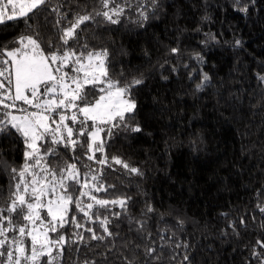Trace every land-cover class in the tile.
Wrapping results in <instances>:
<instances>
[{
    "label": "trees",
    "instance_id": "1",
    "mask_svg": "<svg viewBox=\"0 0 264 264\" xmlns=\"http://www.w3.org/2000/svg\"><path fill=\"white\" fill-rule=\"evenodd\" d=\"M246 3L248 0L239 4L235 0H158L155 15L143 26L135 23L138 13L132 9L125 10L119 24L97 17V23L81 26L85 31L80 35L90 48H108L114 79L121 72L129 80L143 74L144 85L133 92L136 119L143 131H117L107 138L105 150L110 161L118 156L139 168L143 176L129 175L120 165L109 168L88 161L81 148L72 152L60 146V159L50 157L49 161L58 165L79 157L76 162L81 171H86L84 164L100 168L105 186L115 185L95 195L103 199L131 196L129 215L136 219H144L145 201L151 202L156 213L147 219L145 231L152 233L147 241L139 238L138 225L130 224L124 215L112 218L110 225L119 235L104 241L90 240V233L66 226L64 234L81 231L87 245L80 243L78 252L77 245L66 246L62 264H80L83 259L125 264L124 257L134 255L138 264H145L149 259L142 251L146 244L155 246L157 254L162 249L157 264H180L184 254L190 256V264H259L252 250L255 245L264 255L256 244L258 239L264 241V213L257 207L264 206V81L258 78V74L264 75V0H256L247 13L239 11ZM57 6L68 13V20L75 12L100 8L99 0H49L27 21L0 25V46H14L11 41L22 34L32 35L33 29L45 51L49 40L58 45L59 16L53 11ZM66 24L61 20L59 27ZM237 39L240 46L235 44ZM174 47H179L178 55L169 53ZM197 53L204 57L203 62L195 59ZM173 66L177 71L171 70ZM203 73L210 76V84L197 91ZM97 94L95 90L89 93ZM24 150L14 130L0 135V158L11 166L22 164ZM96 156L101 158L99 153ZM10 183L8 172L0 168V206L7 199ZM100 213L108 215L103 209ZM69 215L82 221V214L75 210ZM240 216L245 217L247 227L237 225V236L228 222L238 221ZM85 227L103 234L96 223ZM176 243L188 247L175 248ZM136 244L141 248H135ZM173 255L175 261L170 259Z\"/></svg>",
    "mask_w": 264,
    "mask_h": 264
},
{
    "label": "snow or ice",
    "instance_id": "2",
    "mask_svg": "<svg viewBox=\"0 0 264 264\" xmlns=\"http://www.w3.org/2000/svg\"><path fill=\"white\" fill-rule=\"evenodd\" d=\"M48 3L49 0H0V25L19 19L27 21L30 14L36 15ZM235 3L239 4L240 0ZM255 3L256 0H248L238 10L247 13L249 6ZM99 5V9L82 10L83 14L75 12L71 20H68L67 12L60 11V6L54 8L59 16L56 21L59 44L54 45L49 40L47 51L34 29L32 35L22 34L11 41L14 46H0V135H10L14 130L25 146L23 162L18 167L0 158V168L11 178L9 194L0 206V264H62L66 246L77 245L78 252L80 243L87 245L81 231L73 232L72 236L64 234L66 226L90 233V240L104 241L119 235L110 230V225L112 218L119 219L122 215L128 216L130 224L138 225L136 232L142 241L152 236L151 232L145 231L149 214L156 213L150 201H145L141 210L144 219H136L129 215L131 196L103 199L95 195L115 187L105 186L102 169L84 164L86 171H81L76 162L79 157H74V162L63 161L58 165L49 161L50 157L60 159V146L72 152L81 148L88 161L109 168L113 164L120 165L129 175L143 176L139 168L118 156H112L110 161L105 151L107 138L117 131H143L136 119L138 105L133 95L134 90L145 83L143 74L129 80L121 72L120 78L114 79L108 48H90L80 34L85 31L81 26L97 23V17L113 25L121 23L126 9L138 13L135 23L143 26L150 15H155L158 0H135V6L133 0H99ZM61 20L67 21L63 27H59ZM27 27L31 28V25ZM241 43L239 39L235 41L237 46ZM179 52V47L169 50L172 55ZM195 59L203 62L204 57L197 53ZM171 70L177 71L176 66ZM258 78L264 81V75L258 74ZM190 79L194 77L190 76ZM210 80V76L203 73L196 90L208 86ZM93 90L98 94L90 96ZM97 153L101 158L97 159ZM116 207L120 211H112ZM257 207L264 213V206L258 204ZM101 209L108 215H101ZM73 210L82 214V221L76 215H69ZM222 215L228 216L227 213ZM86 223L98 224L103 234L85 227ZM178 223L183 225V221ZM237 225L247 227L244 216L228 222V227L239 236ZM261 227L264 228V223ZM160 239L165 237L161 235ZM256 244L264 249V241L258 239ZM182 246L188 247L186 243L175 244V248ZM135 248L140 249L141 245L136 244ZM142 251L149 258L145 264H157L162 260V249L157 254L155 246L146 244ZM252 255L259 264H264V255L255 245ZM170 259L175 261L176 257L173 255ZM124 260L125 264H138L135 255L132 259L124 257ZM80 264H97V261L83 259ZM180 264H190V256L184 254Z\"/></svg>",
    "mask_w": 264,
    "mask_h": 264
},
{
    "label": "rangeland",
    "instance_id": "3",
    "mask_svg": "<svg viewBox=\"0 0 264 264\" xmlns=\"http://www.w3.org/2000/svg\"><path fill=\"white\" fill-rule=\"evenodd\" d=\"M9 14H10V12H9ZM102 136H103V133H102Z\"/></svg>",
    "mask_w": 264,
    "mask_h": 264
}]
</instances>
